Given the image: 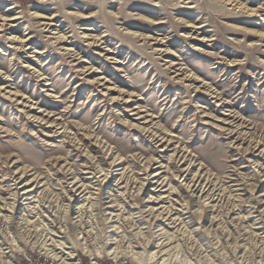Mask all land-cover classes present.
<instances>
[{"label":"rangeland","instance_id":"374dc122","mask_svg":"<svg viewBox=\"0 0 264 264\" xmlns=\"http://www.w3.org/2000/svg\"><path fill=\"white\" fill-rule=\"evenodd\" d=\"M10 205L0 264H264V0H0Z\"/></svg>","mask_w":264,"mask_h":264},{"label":"built area","instance_id":"2783aa9c","mask_svg":"<svg viewBox=\"0 0 264 264\" xmlns=\"http://www.w3.org/2000/svg\"><path fill=\"white\" fill-rule=\"evenodd\" d=\"M72 264H127L120 263L116 260L108 261L107 263H100L98 261H95L94 259H90L89 261L78 258L74 260V258L71 261ZM15 264H64L59 259L53 257V256H43V255H27L22 259L21 261H17Z\"/></svg>","mask_w":264,"mask_h":264},{"label":"bare ground","instance_id":"6f19581e","mask_svg":"<svg viewBox=\"0 0 264 264\" xmlns=\"http://www.w3.org/2000/svg\"><path fill=\"white\" fill-rule=\"evenodd\" d=\"M7 207V206H6ZM15 208H16V206H14V205H10V206H8V208H6V209H1L0 210V213L1 212H3V211H8V213H13L14 211H15ZM3 216V215H2ZM5 222L8 224V225H10V222L12 221V217H9V216H5ZM9 228H10V226L9 227H7V229L6 230H9ZM7 234L9 235V238H11V239H13V237H12V235H11V233L10 232H7ZM12 243L14 244L15 243V240H13L12 241ZM14 245H16V244H14ZM61 248V247H60ZM64 248V247H63ZM47 251H48V255H50V256H53V257H55V258H57V259H59L62 263H64V264H72L71 263V261H72V256L70 257H65L64 258V256H59L58 255V253H55L53 250H50V249H46ZM0 254H2V250H1V248H0ZM86 253H89V255L90 256H93L92 255V253L90 252V251H86ZM107 253H108V255H110V256H116V251L115 250H109V251H107ZM140 254V253H139ZM68 256V255H67ZM151 258H152V256H151ZM94 259V258H93ZM152 260V259H151Z\"/></svg>","mask_w":264,"mask_h":264}]
</instances>
